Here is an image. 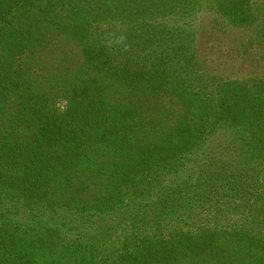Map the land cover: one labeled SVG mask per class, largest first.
Returning a JSON list of instances; mask_svg holds the SVG:
<instances>
[{
	"label": "trees",
	"instance_id": "obj_1",
	"mask_svg": "<svg viewBox=\"0 0 264 264\" xmlns=\"http://www.w3.org/2000/svg\"><path fill=\"white\" fill-rule=\"evenodd\" d=\"M210 7L232 30L211 21L195 31L197 11L179 0H0V112L14 103L31 132L2 139L3 183L51 212L93 216L157 199L158 175L174 177L172 216L187 217L190 230L178 228L172 242L123 236L112 244L121 251L114 264H159L169 246L185 257L180 246L196 240L222 245L209 264H264V0ZM180 14H191L187 23L174 21ZM42 19L79 49L65 58L58 105L30 60ZM170 96L187 117L150 137L145 106ZM219 136L222 146L207 145ZM44 223L0 221V246L9 243L0 264H40L41 255L43 264L103 263L101 245L69 243Z\"/></svg>",
	"mask_w": 264,
	"mask_h": 264
},
{
	"label": "rangeland",
	"instance_id": "obj_2",
	"mask_svg": "<svg viewBox=\"0 0 264 264\" xmlns=\"http://www.w3.org/2000/svg\"><path fill=\"white\" fill-rule=\"evenodd\" d=\"M211 1L212 0H179V4L184 9L195 10L193 13L197 11L194 21L195 31H197L196 25H201L203 23L202 27H205V25L209 26L211 21H213L211 23H215L223 29L222 31L226 29L232 30L223 18L214 13L213 8H209ZM190 15H176L174 21H180V23L185 24L188 22ZM51 23L52 22L48 19H42L41 25L44 31L42 44L40 45L37 55L30 60L33 68H38L39 66L38 69L41 71L38 74L44 72V74H42L43 76L38 78L39 81L37 80V83L41 85V92L48 101L58 105V103L62 102L59 96L63 85L61 78H63V75L68 74V70L66 69L70 65V61H67L65 58L71 59V57L73 58L75 55H78L79 49L76 44L66 41L62 35H57V31H53ZM200 48H204L203 43H200ZM64 54H66V56H64ZM211 67L215 70L216 64ZM211 67L208 66V69L210 70ZM221 67V69H223V67L228 68L224 65ZM213 69L211 71H214ZM201 72L203 75L206 74L204 69L201 70ZM51 74L54 76H62L55 80ZM170 98L163 97L158 99L156 103L151 102L152 104H147L145 106L146 112H148L147 115L150 118L147 130L150 137H154V133L160 134L167 131L187 117L185 111L174 103L176 100L171 96ZM16 109L17 107H15L13 103L8 105L6 110L0 112V145L3 138L28 140L30 137L31 132L23 127V123L19 120ZM222 138L223 136H219V142L207 145L211 147L214 144L222 146L221 144L224 143V139ZM198 153H200V149L198 152L197 150L195 151V155H199ZM196 157L197 156H194V158L192 157L193 161L197 160ZM220 157L221 161L225 158H222V156ZM158 176L160 188H158L159 190L156 192L159 193L157 199H144L142 201H132L130 203L129 199H127L125 202L126 206L116 212H105L101 215L93 214V216H90L85 210L76 209L51 212L35 203L25 201L18 196V192L11 191L7 184L5 185L3 183V178L0 173V221L11 222L13 223L12 226L39 222L43 223L41 227L44 228H46L45 221L48 225L51 223V225H53L54 223V228H58L57 232L62 235V237L67 238L65 241L70 240L71 242L69 243H83L88 241L98 244V246L101 245L100 250H103L102 264H114V257H112V255H116V253L121 251H118L120 249L119 247H112V244L116 240L119 241L123 236L139 234L152 239H157L160 236L163 240L172 242L174 239L173 237H175L174 235H176L175 232L179 230L178 228H184V231H189L190 226L193 225L187 217L178 220L176 218L177 215L172 216V212L175 210V202L172 201L174 199V193H171L173 197L172 200L169 193L175 188V185H172L169 179H174V177L164 175ZM94 193H98V190L94 189ZM183 213L184 215L189 214L186 211ZM91 221H94L92 223L94 224V230H91L89 227ZM199 225L200 223H197V226ZM10 240L13 242V245H11L12 247H15V245L19 243L18 240H13V238ZM196 241L199 244H189V242L186 241L180 246L182 251L186 252L185 257L177 254L176 251H178L179 247H176L175 251L173 247L169 248V246L167 249L171 254H165L164 258L162 255L159 264H209L213 257H220L223 253V247L220 244L210 245L204 240ZM7 244H9L8 241L5 242V246H0V252L4 251ZM224 256L226 257V255ZM37 259L40 264H43L49 261V256L41 255L37 256Z\"/></svg>",
	"mask_w": 264,
	"mask_h": 264
}]
</instances>
